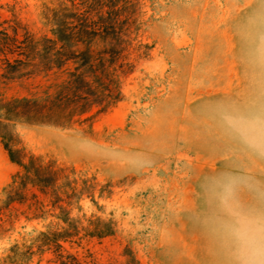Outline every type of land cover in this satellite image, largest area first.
Masks as SVG:
<instances>
[{
  "label": "rangeland",
  "instance_id": "1",
  "mask_svg": "<svg viewBox=\"0 0 264 264\" xmlns=\"http://www.w3.org/2000/svg\"><path fill=\"white\" fill-rule=\"evenodd\" d=\"M90 2L0 0V264H59L55 243L81 264H221L195 219L206 211L203 178L246 167L264 179V164L230 158L238 150L205 110L245 98L237 29L259 0H105L134 38L121 99L39 116L34 101L59 97L65 71L33 75L35 43L50 35L53 10ZM84 140L104 151H83ZM17 174H27L22 198L5 203Z\"/></svg>",
  "mask_w": 264,
  "mask_h": 264
},
{
  "label": "clouds",
  "instance_id": "2",
  "mask_svg": "<svg viewBox=\"0 0 264 264\" xmlns=\"http://www.w3.org/2000/svg\"><path fill=\"white\" fill-rule=\"evenodd\" d=\"M237 34L247 82L245 98L219 99L205 114L238 150L230 158L264 164V0L244 18ZM79 147L85 152L104 151L88 140ZM109 155L138 167L150 163L141 156ZM201 188L206 211L195 219L210 232L221 264H264V179L239 167L204 177Z\"/></svg>",
  "mask_w": 264,
  "mask_h": 264
},
{
  "label": "trees",
  "instance_id": "3",
  "mask_svg": "<svg viewBox=\"0 0 264 264\" xmlns=\"http://www.w3.org/2000/svg\"><path fill=\"white\" fill-rule=\"evenodd\" d=\"M104 2L97 0V7L90 2L83 10L73 4L71 11L64 7L52 11L50 35L42 36L35 43L32 74L38 76L64 70L65 76L59 97L47 100V104L34 101L37 115L43 116L45 109L59 118H65L70 110L84 115L97 107V112H101L121 99V78L133 68L127 55L128 48L135 47L134 38L130 36L129 27L120 24V11L110 9ZM55 102H61L62 109L54 107ZM5 148L9 159L27 171L28 164L17 158L12 149ZM26 178L27 174L15 175L6 192L5 203L22 198L20 188L26 184ZM46 235L48 241L56 242L57 233ZM55 244L54 253L59 264H81L76 257L64 254L59 243Z\"/></svg>",
  "mask_w": 264,
  "mask_h": 264
}]
</instances>
